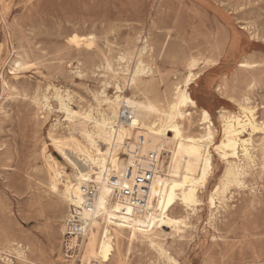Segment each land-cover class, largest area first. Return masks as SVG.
Masks as SVG:
<instances>
[{
	"label": "rangeland",
	"instance_id": "374dc122",
	"mask_svg": "<svg viewBox=\"0 0 264 264\" xmlns=\"http://www.w3.org/2000/svg\"><path fill=\"white\" fill-rule=\"evenodd\" d=\"M71 34H93L95 42L76 50L67 45ZM137 37L151 45L148 56L157 78H179L189 55L217 60L190 89L198 107L210 111L217 130V110L235 111L228 98L248 92L253 79L258 84L249 94L258 120L264 121V0H0V264H6V256L11 264H70L64 262L69 258L63 257L58 233L60 218L70 210L50 189L45 156L52 155L68 173L49 135L63 142L69 135L81 139L78 127L68 126L58 111L54 94H68L74 112L94 109L92 95L100 88L102 71L92 74V66L104 56L115 63ZM19 57L24 66L13 78L10 68ZM244 59L259 67L239 70L237 63ZM43 97L51 110L41 107ZM254 141L264 148V135H254ZM260 163L257 154L248 187L232 190L233 198L212 226L203 207L198 217H190L191 228L183 237L162 229L159 240L172 261L145 242L130 245L122 238L109 264H264ZM223 169L213 155L208 190ZM11 241L29 247L26 260L6 252Z\"/></svg>",
	"mask_w": 264,
	"mask_h": 264
},
{
	"label": "bare ground",
	"instance_id": "6f19581e",
	"mask_svg": "<svg viewBox=\"0 0 264 264\" xmlns=\"http://www.w3.org/2000/svg\"><path fill=\"white\" fill-rule=\"evenodd\" d=\"M135 41L137 44L132 49L118 54L115 63L104 56L100 65L92 66V74L102 71L100 88L92 95L94 109L74 112L68 94L63 96L58 91L54 94L58 111L68 126L78 127L81 141L74 135H69L66 142L49 135L51 146L69 170L67 173L64 166L47 154L52 176L50 189L68 211L81 212L88 224L77 255L64 260L65 263L78 260L79 264H109L122 238L130 245L145 242L159 256L172 261L159 240L162 229H170L172 234L183 237L191 228L190 217H198L203 207L208 211L207 224L212 226L217 214L233 198L232 190L248 187L246 178L254 170L257 154L264 171V148L254 141V135H264V121L258 120L257 106L249 94L258 80L253 79L247 85L249 91L239 98H228L235 111L217 110V130L210 111L199 108L190 94L203 69L215 67L217 60L189 55L181 62L183 72L179 78H157L158 72L148 56L151 45L141 37ZM94 42L93 34H71L67 38V45L76 50L90 48ZM23 66L20 57L13 60L10 68L13 78H17ZM258 67L259 64L245 59L237 63V68L244 72ZM3 86L7 87L6 83ZM109 89L113 91L111 95L107 92ZM221 89L220 85L215 88L217 92ZM48 101L43 97L41 107L51 110ZM59 124L57 121L53 128ZM217 135H220L218 141ZM139 142L140 155L154 152L159 160L146 205L135 212L115 195L117 189L127 184V155ZM213 155L224 164V169L218 182L208 190L213 178ZM141 166L148 167L146 162ZM83 186H93L96 191L90 212L80 210ZM67 218L68 213L60 218L61 237ZM6 246V252L26 260L29 247L15 241L7 242ZM11 263L6 256V264Z\"/></svg>",
	"mask_w": 264,
	"mask_h": 264
},
{
	"label": "built area",
	"instance_id": "2783aa9c",
	"mask_svg": "<svg viewBox=\"0 0 264 264\" xmlns=\"http://www.w3.org/2000/svg\"><path fill=\"white\" fill-rule=\"evenodd\" d=\"M139 143L134 144L129 150L127 158L129 163L126 166L125 178L127 184L116 190L117 199L133 211H140L146 205L150 183L155 174L159 156L150 152L147 155H140ZM146 162V168L141 166ZM95 188L93 186L82 187L81 211L90 212L94 206ZM88 228L87 221L82 217L81 212L70 210L66 223V230L62 236V251L68 258L76 256L78 245Z\"/></svg>",
	"mask_w": 264,
	"mask_h": 264
}]
</instances>
